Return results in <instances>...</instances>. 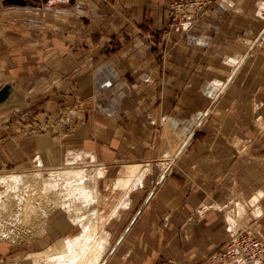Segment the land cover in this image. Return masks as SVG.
Masks as SVG:
<instances>
[{"label": "crops", "instance_id": "0c3cea01", "mask_svg": "<svg viewBox=\"0 0 264 264\" xmlns=\"http://www.w3.org/2000/svg\"><path fill=\"white\" fill-rule=\"evenodd\" d=\"M170 2L0 4V88L13 84L0 104V158L38 167L92 162L96 191L110 197L118 190L120 198L121 167L150 164L156 173L163 165L158 176L133 177L120 200L135 203L130 221L108 230L97 264H208L230 240L219 206L234 178L264 208V0H217L167 32ZM231 81L238 154L234 142L213 141L205 124ZM24 110L50 130L15 135L4 122ZM123 212L119 206L109 222ZM49 218L52 230L30 244L0 241V264H49L69 252L70 239L83 233L77 217Z\"/></svg>", "mask_w": 264, "mask_h": 264}, {"label": "rangeland", "instance_id": "374dc122", "mask_svg": "<svg viewBox=\"0 0 264 264\" xmlns=\"http://www.w3.org/2000/svg\"><path fill=\"white\" fill-rule=\"evenodd\" d=\"M56 2L58 3V0H56ZM261 7L263 8V4L261 5ZM199 14L200 13L193 15L190 19L185 20L178 26L174 25V27L169 28L167 32H169L171 29L181 30L184 27V24L187 25L186 23L196 21ZM262 14L264 15V13ZM260 19L263 21L264 17ZM231 69L232 67L230 68V71ZM243 82L244 81H242V83ZM243 84L247 85L246 83ZM227 86L228 87L225 88L223 93L218 98L219 100H215V102L211 105V107H213V112L212 115L208 118L207 123L205 124H207L208 126V131L211 133L210 136H212L211 138L213 141L222 140L224 143L234 142V149L236 150V154H238V150L236 147L238 142V138L236 136L237 125L235 121L236 99L233 81H231ZM19 113L16 114L12 119L10 118L8 121L4 122L8 128H11L13 123L15 135L26 138H35L37 136H41V134H46L47 130H50L49 128L44 126V123H42L41 126L40 124L34 125L32 119H34L37 113H27L26 110H24L23 113L22 111H20ZM8 128H6V133L8 134V136L5 140H8V137H12L13 135L12 129L8 131ZM10 140H12V138H10ZM245 141L246 148L244 149H246L247 153H249L251 151L250 149H252L250 148L251 143L249 141H253V139L248 138L245 139ZM91 164L92 162H87L86 164L79 165L76 162H72L71 164L67 165H57V167H38L36 162L31 163L30 161L26 165L24 164L22 166L20 163L15 161V157L0 158V177L5 178V180L0 178V241H3L4 239L9 240L13 243L27 241V243L30 244L33 242L35 235L41 233L44 234L45 232L49 233L52 230L49 224V217H51L52 215L58 216V214H66L70 215L71 217H77L81 215L83 216L82 223L96 225L98 227V230H95V232H93L95 236L93 234V238L91 239L92 241L90 240L92 244H98L102 240H105V238L107 242L106 236L109 229H115L116 227L121 226L126 227L128 225V222L130 221V217L128 215L129 210L135 208V203L133 202L132 206L131 204H129L128 206H120L122 212L124 211V217L120 219L117 218L116 220H111L110 222L108 219L113 209H115L114 206L119 202L120 197H118L116 194L118 190H116L115 195H111L110 197L108 192L104 194L101 191V193H99L98 195L99 202H94L93 199H91L90 202H84L81 199L77 198L78 194L70 195L66 190L65 185L67 184L63 179V173L65 170L62 169H83V183L85 184L86 190H90V192H92L91 198L93 197L94 186H97V182H99V180L96 179L95 171L88 168L91 166ZM154 165L157 167L156 164H152L153 167ZM146 167L147 168L143 170L142 166L139 167L140 169H138V171L137 169L133 170L137 171V173L134 175L136 176L135 181L139 177H143L144 174L148 171L152 172L151 174H156L158 176V174H160L164 169L163 165L160 166V163V168L156 173L155 167L154 170L152 167H150V164H147ZM125 169L126 168L124 167H121V169H119L120 173L118 175L119 177H117V180L119 178V180L117 181L118 189L121 188V179H123V175H125L123 173ZM13 173L19 174L22 181L20 180L19 183H12L7 175H11ZM138 174L140 175L137 178ZM3 175H6V177H3ZM133 177L130 176L129 179L131 180H129V182H132ZM54 181V184L57 186L51 188L48 183H52ZM138 181L139 180H137L136 182L138 183ZM144 184H138L136 187H144ZM240 185L241 184L239 179H232V186H234L232 195L227 198V201L219 206L222 209L224 220L228 222L232 227L231 230L233 228L236 229L242 227L247 230L249 229L253 233H264V208L259 206L258 201L253 203L251 202L252 198L256 197L257 194H242L239 190ZM121 191L123 192V190ZM108 199L111 201H107ZM115 199L117 200L114 201ZM236 202L238 204H236ZM259 207H261L263 210ZM125 213L127 214L125 215ZM75 219L77 221V218ZM77 222L81 227V223L79 221ZM103 254L104 252H101L99 254L100 258H103Z\"/></svg>", "mask_w": 264, "mask_h": 264}, {"label": "bare ground", "instance_id": "6f19581e", "mask_svg": "<svg viewBox=\"0 0 264 264\" xmlns=\"http://www.w3.org/2000/svg\"><path fill=\"white\" fill-rule=\"evenodd\" d=\"M263 9H264V6H263ZM199 116V115H198ZM197 117V116H196ZM198 118V117H197ZM194 122V121H193ZM191 123V126L194 125V123H198L197 120L194 122V123ZM200 124V123H199ZM185 126V125H184ZM188 128V127H187ZM193 128V127H192ZM188 131V130H187ZM172 132V131H171ZM174 132V131H173ZM186 132V130L184 131ZM183 133V132H182ZM172 134V133H171ZM181 134V133H180ZM182 135V134H181ZM179 136V135H178ZM183 140L186 139L187 135L186 136H183ZM178 138V137H177ZM186 142V141H185ZM177 152V151H176ZM174 152V153H176ZM40 163V162H39ZM146 167V166H145ZM126 168L125 171H123V173L125 175H123V179H121V190H123V200L125 199V196L127 197L130 189L133 187L134 185V181L133 183L129 180L130 176H134L139 167H137V171H133L131 169H129L128 167H124ZM62 170H65L63 175V179L64 181L66 182L67 185L66 186V190L68 191V193L70 195L72 194H78L77 198L81 199L82 201L84 202H90L91 199L97 202H99V198H98V195H99V192L96 191V188L94 186V191H93V197L91 198V193L90 190H86L85 188V184L83 183L84 182V170L83 169H76V168H71V169H62ZM61 171V170H60ZM145 171V170H144ZM143 172V171H142ZM43 173V172H42ZM144 174V173H143ZM39 175V173H38ZM140 174H138L137 176H139ZM142 175V174H141ZM6 177V175H3V177ZM8 178L12 181V183H19V181L21 180L20 179V175L19 174H11V175H7ZM143 176V175H142ZM125 177V178H124ZM1 178V177H0ZM136 178V177H135ZM138 178V177H137ZM1 179H4L5 178H1ZM0 179V181H1ZM134 179V178H133ZM139 181H140V178H138ZM22 181V180H21ZM136 182V181H135ZM142 182V181H141ZM53 183V184H52ZM52 183H48V185L52 188V187H55L57 185H55V181L52 182ZM142 184V183H141ZM14 185V184H13ZM125 188V189H124ZM121 197V198H122ZM121 198L119 199V202L116 203V205L114 206L115 209H113L112 213L109 215V217H111L112 215H114L116 209L119 207V206H125L126 203L122 200ZM257 198H259V196L257 197H254V201L257 200ZM236 204H238L236 202ZM78 210V209H77ZM115 210V211H114ZM237 214V212H236ZM82 217L83 216H77V220L81 223V227L83 228V232L82 234H80L78 237L74 238V240L69 241V244H68V250L69 252L67 251V253L53 259L50 258V260H47L49 262V264H86L87 261L88 263L90 264L91 262L93 263H96L97 264V261L100 259V256L99 254L101 253V251L103 250L104 248V244L106 242V238L105 240H102L100 243H91L90 240L93 238V232H95V230H98V227L94 224H88V223H82ZM108 217V218H109ZM90 221V220H89ZM88 221V222H89ZM77 222V221H76ZM87 222V221H85ZM234 226V225H233ZM232 227L230 226V229ZM234 229V228H233ZM233 229L231 231H233ZM109 233V232H108ZM95 236V234H94ZM73 238V237H72ZM102 238V237H101ZM98 240V238H97ZM95 240V241H97ZM101 240V239H100ZM92 241V240H91ZM68 243V242H67ZM67 245V244H65ZM67 247V246H66ZM90 256V258H89ZM48 258V257H47Z\"/></svg>", "mask_w": 264, "mask_h": 264}, {"label": "built area", "instance_id": "2783aa9c", "mask_svg": "<svg viewBox=\"0 0 264 264\" xmlns=\"http://www.w3.org/2000/svg\"><path fill=\"white\" fill-rule=\"evenodd\" d=\"M5 1L0 0V4ZM215 1L171 0L168 9L169 28L204 12ZM208 264H264V233H253L242 227L233 229L230 240L209 257Z\"/></svg>", "mask_w": 264, "mask_h": 264}, {"label": "water", "instance_id": "95a60500", "mask_svg": "<svg viewBox=\"0 0 264 264\" xmlns=\"http://www.w3.org/2000/svg\"><path fill=\"white\" fill-rule=\"evenodd\" d=\"M13 90V84L6 83L3 87L0 88V104L7 101Z\"/></svg>", "mask_w": 264, "mask_h": 264}]
</instances>
